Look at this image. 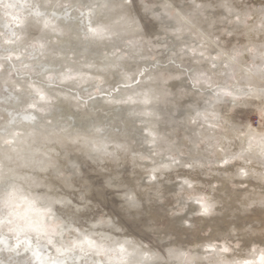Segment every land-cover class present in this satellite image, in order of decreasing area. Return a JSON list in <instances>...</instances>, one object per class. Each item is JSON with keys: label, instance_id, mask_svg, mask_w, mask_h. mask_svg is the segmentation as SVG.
<instances>
[{"label": "clouds", "instance_id": "obj_1", "mask_svg": "<svg viewBox=\"0 0 264 264\" xmlns=\"http://www.w3.org/2000/svg\"><path fill=\"white\" fill-rule=\"evenodd\" d=\"M0 264H264V0H0Z\"/></svg>", "mask_w": 264, "mask_h": 264}]
</instances>
